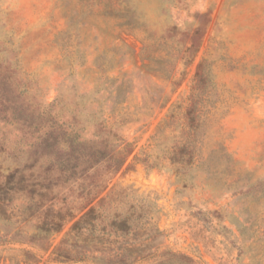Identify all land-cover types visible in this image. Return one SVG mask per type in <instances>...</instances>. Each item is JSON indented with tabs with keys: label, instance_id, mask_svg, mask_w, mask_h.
<instances>
[{
	"label": "rangeland",
	"instance_id": "obj_1",
	"mask_svg": "<svg viewBox=\"0 0 264 264\" xmlns=\"http://www.w3.org/2000/svg\"><path fill=\"white\" fill-rule=\"evenodd\" d=\"M204 12L201 48L185 65L166 30H190ZM202 57L212 69L205 136L178 171L157 159L154 137L170 114L184 122ZM121 101L118 132L133 154L117 172L103 164L88 174L79 160L70 175L76 161L46 147L72 139L50 134L53 120L83 140V126ZM15 168L27 188L0 193V264H117L135 244L156 253L126 264H264V0H0V180ZM103 184L92 204L108 195L101 210L127 212L136 226L114 231L103 218L94 232L70 234L86 193ZM52 208L76 218L49 233Z\"/></svg>",
	"mask_w": 264,
	"mask_h": 264
},
{
	"label": "trees",
	"instance_id": "obj_2",
	"mask_svg": "<svg viewBox=\"0 0 264 264\" xmlns=\"http://www.w3.org/2000/svg\"><path fill=\"white\" fill-rule=\"evenodd\" d=\"M196 16L203 18V23L190 30L180 31L177 25H172L166 30L168 37L175 39V42L178 45V51L183 53L179 59L183 61L185 65L190 64L195 60L205 35V27L210 21V16L207 12L196 13ZM179 33H182V36L177 38ZM173 72L172 69L166 72V78L170 81L172 80ZM211 80L212 69L210 66H207V58L202 57L196 67L189 102L183 114L184 122L178 126L174 125L173 121L175 115L172 113L166 120L164 129L160 130L156 137H154V145L159 147V150L163 151V156H157V159H164L170 165L175 166L178 171L186 166H191L194 163L197 157L199 144L205 136L204 115L209 100L208 97L212 89L209 87ZM174 83L178 84L179 81L174 80ZM121 104L122 101L117 103L116 107L111 110L108 118H100L98 115H94V117L83 126V129L86 130L87 134L83 140H80L77 137V132H74V134L72 131L70 132L69 128L67 130L64 129V123H60L58 120H53L54 124L50 126L52 128L50 134L54 131H58V133L63 134L68 138L72 137V139L63 140L64 143L68 144L66 146H60L58 145L59 143L55 136L53 144L47 145L46 147L57 145L56 147L59 152L61 151L57 156L61 158L63 162L70 164L71 161H76L72 165L70 175L76 176L77 166L80 165L78 162L79 160L82 161L84 170L87 171L85 173L88 174H93V170H96L103 164L108 166L109 172H117L126 163L130 155L133 154L136 146L135 143L126 139L118 132L121 125L127 121L126 116L117 112L119 110L118 106ZM45 112H41V115L43 116ZM117 113L119 114V120L115 119ZM110 117L114 120L110 121ZM72 118L76 119L77 116L74 114L72 115ZM167 128L172 129L170 134H166L165 129ZM48 134V132L45 133L46 136H49ZM158 136H162V138L160 137L159 139ZM44 140H48V137ZM80 144L81 146L85 145L83 150H80ZM153 150H155V148ZM46 153H50V151H47ZM152 154V152H143L144 157L139 159L145 161L147 165L154 167L159 162L158 160L150 159ZM134 157H137V155H134ZM32 186L33 184H30L29 187ZM107 186L108 185L103 184L101 187H98L97 189L94 188L93 190L90 189L86 193V196L90 198L81 210L84 208L88 209L78 218H76V214L72 210L65 212L61 209H50L51 217L45 219L46 231L49 233L59 232L66 222L75 218L76 219L73 221L69 232L70 234L76 233L78 236H82L84 231L87 230L94 232L97 227L102 224L103 218L107 220L111 230L122 232L131 231L136 224L131 221L130 214L118 211L113 214H105L103 210H101L103 202H105V198L108 195L101 197L96 204H92ZM26 188L24 173L21 172L19 168H15L9 172V174L5 176V180H0V193L6 196H9L13 191H25ZM32 191L33 188L29 190V192ZM127 249H131V252H133V258L127 260L125 258L126 254L116 253V255L114 254V257L117 258V264L132 263L136 260L150 257L156 253L151 252L145 254V250L141 249L140 244H135V246ZM100 250L101 249L98 246H95L94 251ZM86 251L87 252H83L79 258L87 257L89 252H91L90 249H86Z\"/></svg>",
	"mask_w": 264,
	"mask_h": 264
}]
</instances>
